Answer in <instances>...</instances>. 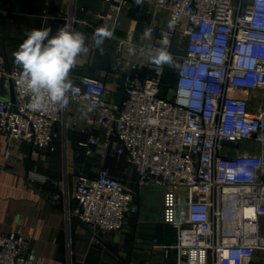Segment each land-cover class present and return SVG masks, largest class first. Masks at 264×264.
<instances>
[{"label":"built area","instance_id":"1","mask_svg":"<svg viewBox=\"0 0 264 264\" xmlns=\"http://www.w3.org/2000/svg\"><path fill=\"white\" fill-rule=\"evenodd\" d=\"M104 1L100 18L113 28L128 1ZM148 1L167 12L166 22L152 19V43L138 47L144 61L123 71L120 102L107 100L102 78L69 75L75 90L68 103L90 108L94 127L104 130L81 142L84 156L101 162L123 155L138 185L161 189L162 220L176 232L169 248L177 264H252L257 258L264 264V108L253 101V93L264 90V0ZM108 38L118 58L127 59L130 40ZM162 48L171 62L157 65L152 53ZM142 67L144 77L137 72ZM168 69L174 87L163 96ZM21 71L6 65L0 40V136L7 153L22 142L45 149L58 136L56 126L67 125L66 106L28 107L31 98L18 85ZM70 195L76 206L64 209L67 218L76 217L96 238L122 229L134 199L102 165L93 177L78 174ZM40 263L27 235L0 228V264Z\"/></svg>","mask_w":264,"mask_h":264},{"label":"crops","instance_id":"2","mask_svg":"<svg viewBox=\"0 0 264 264\" xmlns=\"http://www.w3.org/2000/svg\"><path fill=\"white\" fill-rule=\"evenodd\" d=\"M127 1L112 28L100 18L107 8L104 0H0L1 57L6 65H16L13 53L28 32L51 28L55 35L69 27L84 34L87 48L70 77L102 78L109 88L107 100L120 102L123 71L132 72V61H144L138 47L152 43V19L164 25L167 18L164 9L152 8L148 0ZM98 30L130 40L131 45L124 47L127 59L118 58L116 43L108 37L97 45ZM137 72L140 77L148 74L144 67ZM65 109L67 125L56 126L58 136L45 149L22 142L7 153L0 136L1 230L27 235L32 250L41 256L40 264H177V253L169 248L176 232L162 220L161 189L138 185L123 155H108L101 162L97 156L85 157L81 142L90 133L103 135L104 130L94 127L90 108L68 103ZM100 165L133 191L134 199L121 230L93 238L89 228L74 216L67 218L64 209L76 206L70 195L76 176L93 177ZM31 173L40 179H30Z\"/></svg>","mask_w":264,"mask_h":264},{"label":"clouds","instance_id":"3","mask_svg":"<svg viewBox=\"0 0 264 264\" xmlns=\"http://www.w3.org/2000/svg\"><path fill=\"white\" fill-rule=\"evenodd\" d=\"M140 0H137L139 3ZM51 28L34 29L13 53L15 64L22 70L18 85L20 91L31 98L28 107L33 111H47L49 106L65 107L68 94L74 91L69 74L78 57L87 52L83 33L63 27L51 34ZM97 45L111 32L98 30ZM167 45V41L164 42ZM154 63L163 65L171 57L162 48L152 53Z\"/></svg>","mask_w":264,"mask_h":264},{"label":"rangeland","instance_id":"4","mask_svg":"<svg viewBox=\"0 0 264 264\" xmlns=\"http://www.w3.org/2000/svg\"><path fill=\"white\" fill-rule=\"evenodd\" d=\"M174 87V83L173 82H168V81H165L164 80V83L162 84V87L161 89L163 90V96H168L170 95L171 91H172V88ZM253 101L254 102H257V103H260L261 106L264 108V90H261V91H256L253 93ZM93 238H96L94 237L93 235H91ZM260 259L257 258L256 260V263L257 264H260Z\"/></svg>","mask_w":264,"mask_h":264},{"label":"trees","instance_id":"5","mask_svg":"<svg viewBox=\"0 0 264 264\" xmlns=\"http://www.w3.org/2000/svg\"><path fill=\"white\" fill-rule=\"evenodd\" d=\"M173 71H172V69H168L167 71H166V73H165V78H164V80L165 81H170V82H172V80H173ZM252 264H257V263H252Z\"/></svg>","mask_w":264,"mask_h":264},{"label":"water","instance_id":"6","mask_svg":"<svg viewBox=\"0 0 264 264\" xmlns=\"http://www.w3.org/2000/svg\"><path fill=\"white\" fill-rule=\"evenodd\" d=\"M10 96H11V100L13 101L14 97H13V91H12V86L11 85H10Z\"/></svg>","mask_w":264,"mask_h":264}]
</instances>
